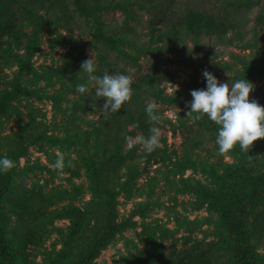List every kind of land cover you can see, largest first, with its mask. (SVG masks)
Instances as JSON below:
<instances>
[{
  "label": "rangeland",
  "instance_id": "rangeland-1",
  "mask_svg": "<svg viewBox=\"0 0 264 264\" xmlns=\"http://www.w3.org/2000/svg\"><path fill=\"white\" fill-rule=\"evenodd\" d=\"M85 1L99 9L102 32L110 44L97 38L96 20L82 14L77 0H0V98L14 91L17 79L25 92L0 117V156L25 152L16 163L12 193L2 201L1 216L9 223L6 241L17 253L13 230L31 226L38 238L24 254L36 264H70L86 256L96 238L109 229L107 198L94 182L96 166L103 162L100 169L106 164L110 175L115 174L114 221L122 231L94 264H113L122 255L140 251L172 255L183 250L205 254L215 264H234L220 216L209 209L202 190L218 188L208 172L214 166L222 174L221 161L244 171L253 167V175L264 172V139L256 141L249 153L234 149L213 155L196 150L191 156L194 164L185 163V137L197 132L194 120L187 117V105L192 90L206 89L207 70L221 83L252 82L250 100L264 106V0L248 11H226L220 33L181 39L170 35L172 25L179 24L170 12L180 13L187 0ZM200 1L210 10L221 7L219 0ZM92 57L98 76L121 71L139 82L168 75L145 100L158 105L173 124L155 125L161 129L163 147L151 153L150 162L138 157L145 151L141 145L127 147V137L141 135L132 127L115 146L121 159L114 158L111 164L105 147L93 136L68 142L73 123L91 130L89 122L100 118L106 102L97 99L94 110L90 107L94 89L83 95L76 91L78 84L87 82L82 62ZM23 65L28 71L21 73ZM201 132L207 149L218 147V132L209 128ZM52 137L60 144L50 143ZM57 153L71 164L63 172L54 170ZM249 155L254 157L251 166ZM183 164L189 167L179 168ZM127 177L132 178L131 195L120 191ZM22 193L44 196L40 204L45 216L31 219L32 215L14 210L11 199ZM72 209L84 224L70 242L74 221L67 213ZM245 221L250 243L264 264V202L251 209Z\"/></svg>",
  "mask_w": 264,
  "mask_h": 264
},
{
  "label": "trees",
  "instance_id": "trees-1",
  "mask_svg": "<svg viewBox=\"0 0 264 264\" xmlns=\"http://www.w3.org/2000/svg\"><path fill=\"white\" fill-rule=\"evenodd\" d=\"M221 7L214 9L207 8L200 0H187L181 8V12L175 14L172 10L170 12L171 19L175 17L179 24L172 25V31L169 33L176 39H181V36L196 37L201 35H211L220 33L222 28L226 26L225 12L232 11H248L259 3V0H219ZM85 0H77V6L82 14L87 15L96 20L97 33L96 36L99 40L111 43L102 32V23L97 16L98 8L89 7ZM156 28H154L155 30ZM166 34L164 32H160ZM21 73L28 71L23 65L20 68ZM164 76H151L145 78L139 82L132 83L133 95L130 102H127L119 112L112 114H103L100 111V118L97 120H91L89 123L93 125V128L89 131L84 130L81 126L73 123L72 131L67 135L68 142H72L73 139L79 142L87 140L88 136H93L98 140L99 144L105 147V154L110 159V164L113 163V159H121L122 153L117 152L115 146H119L120 140L127 128L140 132L141 135L147 137L149 135L151 124L147 122L148 117L146 113L145 100L149 98L150 93H154L159 88V80L167 77ZM25 92L22 89L20 79H17L14 84L13 92H5L0 98V117L8 114L11 108V102L16 100L20 95H24ZM155 95V94H153ZM191 102V101H190ZM189 102V103H190ZM162 119L159 123L173 126L172 122L164 118L163 114L159 111ZM197 115L193 113L191 119L194 120L197 125V132L194 135L185 137V148L183 149V158L185 163L191 162V156L196 153V150H205L215 155L218 151V147L214 150L206 148V144L202 139V130L209 128L211 132L216 133L219 131V126L213 121L204 116L203 118L196 120L193 117ZM157 125V124H156ZM83 137H86L83 139ZM49 142L54 145H59L60 141L56 138H49ZM264 147V146H263ZM236 151H240V147L237 145ZM243 152V151H241ZM24 150L19 152L12 151L5 157L10 158L15 163L24 155ZM20 155V156H19ZM138 157L145 161H151V153L143 151L138 154ZM0 156V159H3ZM103 163V162H102ZM99 166H96V176L94 179L95 184L103 189L100 194L107 198L106 206L109 208L111 215L109 216V229L105 231L101 237L96 238V242L92 245L91 250L86 256H81L78 260L73 261L70 264H94L96 259L101 254L102 250L109 244V242L117 235L121 233L122 225L115 224V202L114 199L117 193L112 188L115 181V174L110 175V166L104 164L103 170ZM194 164V163H193ZM219 167L222 168V174H219L214 166L208 172L213 180L218 183V188L213 191L202 190L203 199L208 204L211 211L219 214L222 221V225L228 235L229 245L233 252L234 264H263L262 259L256 252L255 247L250 243L249 232L246 224V216L251 209L256 205L264 202V172H259L257 175L251 174L254 172L253 167L249 170H240L229 167L222 161L219 162ZM189 167V166H187ZM185 168V164L180 165L179 168ZM246 173L243 176L241 173ZM16 176V167L8 171L7 173L0 172V264H36L28 259L24 254L27 247L34 244L38 238V231L31 226H18L12 232L14 243L16 246V252L11 247V244L5 239V235L8 233L9 223L3 219L2 214V201L8 194L12 193V181ZM132 178L127 177V180L122 184L120 191L126 195H131ZM112 188V189H111ZM44 196L32 193H22L15 198L11 199V207L26 215H32L34 219L39 214L45 216V212L42 211V201ZM73 219L72 234L69 241L72 242V238H75L78 232L81 230L84 222L82 217L78 214L77 210L72 209L67 213ZM72 239V240H71ZM69 243V242H68ZM67 249H70V244ZM67 256L64 255V259ZM69 264V263H68ZM113 264H215L213 260L202 253H193L188 250L176 252L172 255H166L160 253L156 255L154 253H148L140 251L137 253H130L122 255Z\"/></svg>",
  "mask_w": 264,
  "mask_h": 264
},
{
  "label": "clouds",
  "instance_id": "clouds-1",
  "mask_svg": "<svg viewBox=\"0 0 264 264\" xmlns=\"http://www.w3.org/2000/svg\"><path fill=\"white\" fill-rule=\"evenodd\" d=\"M82 72L87 73V82L78 84L76 91L86 94L90 89H94L95 95L90 105L94 110L97 106L95 101L105 98L106 102L100 109L103 114H115L127 103L131 101L132 77L121 71L110 74L107 71L102 76L95 75L97 71L94 57L82 62ZM203 76L207 81L206 89L192 90V101L187 105L190 111L187 117L199 120L204 116L219 126L216 143L220 155L231 152L238 145L240 149L249 153L254 143L264 139V106L257 100H250V95L254 90V84L247 79H240L234 83H221L214 74L205 70ZM147 122L152 125L147 137L140 135L135 138L127 137L126 144L129 149L136 144L142 146L147 153L162 148L160 142L161 129L156 127L162 116L159 114L158 105L148 103L146 106ZM254 157L249 155V166L252 165ZM70 162L65 164L63 154L57 153L54 170L63 172V169ZM16 167V163L8 157L0 159V172L7 173Z\"/></svg>",
  "mask_w": 264,
  "mask_h": 264
}]
</instances>
